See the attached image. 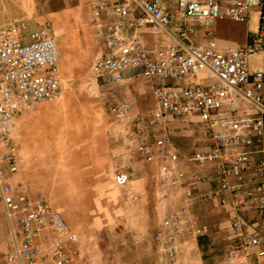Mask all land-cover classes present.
Wrapping results in <instances>:
<instances>
[{"label":"built area","instance_id":"built-area-1","mask_svg":"<svg viewBox=\"0 0 264 264\" xmlns=\"http://www.w3.org/2000/svg\"><path fill=\"white\" fill-rule=\"evenodd\" d=\"M254 8L260 11L259 28L244 44L219 49L213 38L215 22L225 18L246 22ZM88 9L94 21L111 20L104 38L106 52L91 66L94 77L112 83L153 78L187 82L154 86L155 106L144 114H135L125 101L110 104L114 119H146L151 127H163L166 114L179 119L198 116L210 139L207 150L186 156L165 135L137 146L146 162L158 161L161 186L182 191L183 205L167 214L153 234L161 263L182 258L186 236L207 235V225L186 204L209 200L229 205L236 214L230 223L228 256H254L264 262V70L249 69L251 58L264 59V0H176L172 13L163 0H91ZM173 21L180 30L179 47L144 44L139 30L168 29ZM195 26L207 29L205 44L189 41ZM62 95L57 46L48 28L28 32L23 18L0 25V203L16 221L13 233L22 236L18 256L0 250V263L81 264L77 233L44 194L29 195L28 185L16 178L21 159L12 137L14 117ZM244 107L255 112L242 111ZM254 152L260 157L251 166ZM187 166L197 170L187 176ZM209 166L214 184L197 192V184L209 183L203 171ZM113 180L122 186L130 176L116 171ZM242 212L257 214L258 230L242 221Z\"/></svg>","mask_w":264,"mask_h":264},{"label":"crops","instance_id":"crops-1","mask_svg":"<svg viewBox=\"0 0 264 264\" xmlns=\"http://www.w3.org/2000/svg\"><path fill=\"white\" fill-rule=\"evenodd\" d=\"M90 1L0 0V25L23 18L27 21L28 32L46 26L54 36L63 88L59 100L14 117L12 137L19 144L21 159L16 178L28 185L29 195L44 194L77 233L81 264H89L91 260L92 264H102V242L105 240L104 245H112L113 240L106 241L111 236L116 237L118 243H125L122 240L126 238V243L134 246L131 255L138 264H219L217 259L210 262L203 259L198 239L192 236L185 237V251L179 261L161 263L153 234L167 214L183 205L182 191L161 186L158 161L146 162L137 150L139 144L153 143L159 135L169 138L171 133L175 134L173 147L182 156L207 150L210 139L198 116L179 119L166 114L163 127H151L146 119L117 121L109 112L110 104L125 101L135 114H144L155 106L154 86L186 85L187 82L153 78L112 83L92 77L87 83L91 85L90 93L77 96L67 88L81 81L76 76L65 77L67 68H76L83 57L94 62L106 52L104 38L111 20L94 21L88 9ZM163 2L169 13L174 12L176 0ZM255 9L260 26V11ZM212 31L217 47L224 49L244 44L256 30L247 27L237 40L233 39L234 33L223 31L217 38L215 24ZM126 33L131 35L132 31ZM139 35L148 48L179 47L180 30L174 21L168 29L144 28L139 30ZM208 38L206 28L195 26L188 34L193 44H205ZM262 64L264 70L263 58ZM249 69L251 72L260 70L257 67ZM241 110L255 112L250 107ZM259 157V153L254 152L250 165L253 166ZM116 171L128 173L129 182L116 185L113 180ZM203 171L210 175V182L201 184L205 190L214 184V171L210 166ZM186 207L200 221L210 217L209 234L217 238L225 236L236 216L229 205L215 200L192 201ZM251 213L254 212H242L240 218L251 230H258L256 213L255 220L249 222ZM228 215L231 221L229 227L224 228ZM11 220L13 218L0 203V250L18 256L22 238L13 233Z\"/></svg>","mask_w":264,"mask_h":264},{"label":"rangeland","instance_id":"rangeland-1","mask_svg":"<svg viewBox=\"0 0 264 264\" xmlns=\"http://www.w3.org/2000/svg\"><path fill=\"white\" fill-rule=\"evenodd\" d=\"M258 13L257 10L254 8L249 15V18L246 22H239L231 18H225L223 20H220L215 23L216 28V37L219 38L221 35V31L228 32V33H234L233 39H238V35L241 34L247 27L251 29L252 31L257 30L259 26V20H258ZM229 39V38H228ZM84 58V57H83ZM79 60V65L74 68L69 67L66 69L65 77L70 76H76L77 78H80L81 81L76 84H72L67 86V88H70V92L79 95L84 94L85 92L90 93L91 85L87 84L89 83L90 79L94 77L90 70V66L92 64V60ZM79 59V58H78ZM249 67L252 69H255L256 67L260 70H263V64H262V57L256 56L254 58L250 59ZM175 134H170L169 140L172 142L174 140ZM187 176H190L195 168L192 166H187L185 168ZM210 176V175H209ZM210 182V179H209ZM204 184V183H201ZM197 184L196 191H203L204 185ZM211 200L205 202L208 203ZM199 203V202H198ZM200 218V217H199ZM255 220V214L251 213L249 214V222ZM212 219L208 217L207 219L201 221L205 223L208 227V233L204 237H198L199 242V248L200 252L202 254V257L205 261L210 262L211 260L217 259V263L219 264H264V262H259L254 256H248L246 258L244 257H236L231 258L228 256L227 248L231 241V230L229 229L225 236L217 238L214 234L210 235L209 233V225L211 224ZM231 221V216L228 215L224 219V228L229 227V222ZM13 229H17L16 221L13 219L11 220ZM4 227L6 225H3ZM17 236H21L20 233H15ZM22 238V236H21ZM104 240V239H103ZM113 240L114 243L112 245H104L102 242V252L104 253L102 255V264H138L136 260H133V257L131 255V249H134V246L132 244L126 243V238H124L122 241L125 243H118L116 237H107L106 241ZM128 240V239H127ZM119 241H121L119 239ZM93 257V256H92ZM104 258L106 260H104ZM92 260L89 261V264H92Z\"/></svg>","mask_w":264,"mask_h":264}]
</instances>
